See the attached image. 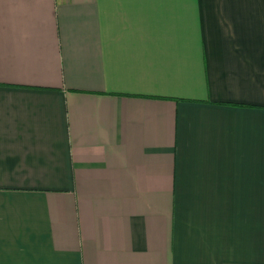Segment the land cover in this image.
<instances>
[{"label": "crops", "instance_id": "0c3cea01", "mask_svg": "<svg viewBox=\"0 0 264 264\" xmlns=\"http://www.w3.org/2000/svg\"><path fill=\"white\" fill-rule=\"evenodd\" d=\"M0 264H264V0H0Z\"/></svg>", "mask_w": 264, "mask_h": 264}]
</instances>
